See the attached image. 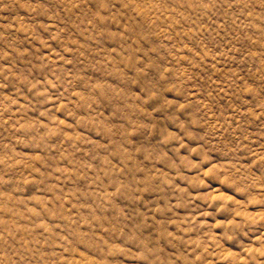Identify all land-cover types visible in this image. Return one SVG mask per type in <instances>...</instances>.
I'll use <instances>...</instances> for the list:
<instances>
[{
  "label": "rangeland",
  "instance_id": "rangeland-1",
  "mask_svg": "<svg viewBox=\"0 0 264 264\" xmlns=\"http://www.w3.org/2000/svg\"><path fill=\"white\" fill-rule=\"evenodd\" d=\"M0 264H264V0H0Z\"/></svg>",
  "mask_w": 264,
  "mask_h": 264
}]
</instances>
